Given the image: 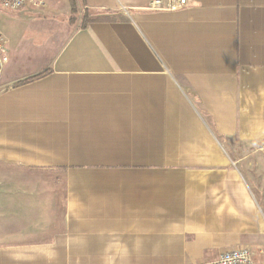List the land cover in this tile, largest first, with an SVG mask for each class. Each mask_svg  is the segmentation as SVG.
<instances>
[{
	"label": "crops",
	"instance_id": "1",
	"mask_svg": "<svg viewBox=\"0 0 264 264\" xmlns=\"http://www.w3.org/2000/svg\"><path fill=\"white\" fill-rule=\"evenodd\" d=\"M60 1L0 29V264L264 262V0Z\"/></svg>",
	"mask_w": 264,
	"mask_h": 264
},
{
	"label": "built area",
	"instance_id": "2",
	"mask_svg": "<svg viewBox=\"0 0 264 264\" xmlns=\"http://www.w3.org/2000/svg\"><path fill=\"white\" fill-rule=\"evenodd\" d=\"M45 0H0V8L9 12L21 11L23 8L33 5L44 6ZM191 0H151L148 9L176 11L190 6ZM10 61L8 41L0 30V80L5 68ZM198 264H264L257 262L248 248L241 247L223 252L217 259Z\"/></svg>",
	"mask_w": 264,
	"mask_h": 264
},
{
	"label": "rangeland",
	"instance_id": "3",
	"mask_svg": "<svg viewBox=\"0 0 264 264\" xmlns=\"http://www.w3.org/2000/svg\"><path fill=\"white\" fill-rule=\"evenodd\" d=\"M48 2V0H46ZM67 4L64 3V0H61L58 7L59 9L57 11L63 10V7ZM36 8V7H35ZM18 12V11H16ZM16 12H9L2 10L0 8V29L6 33V35H11L9 37L19 38L20 36L25 37L27 33H30V25L27 23V21H24L23 19H34L35 17L29 13H23V14H17ZM19 17V19H18ZM23 18V19H22ZM18 19V20H16ZM30 31V32H29ZM33 34V33H31ZM44 34H42L43 37ZM28 40H26L27 42ZM1 170H4V174L8 172V168H1ZM62 210V207L60 208ZM62 212V211H61ZM9 226V224H6L1 227L0 224V238L2 235H4V230ZM1 242V239H0Z\"/></svg>",
	"mask_w": 264,
	"mask_h": 264
},
{
	"label": "trees",
	"instance_id": "4",
	"mask_svg": "<svg viewBox=\"0 0 264 264\" xmlns=\"http://www.w3.org/2000/svg\"><path fill=\"white\" fill-rule=\"evenodd\" d=\"M73 12H74V9H73ZM46 73H47V71L42 73V74H39L38 76H35V77L29 79V80H34V79L40 78V77L44 76Z\"/></svg>",
	"mask_w": 264,
	"mask_h": 264
}]
</instances>
